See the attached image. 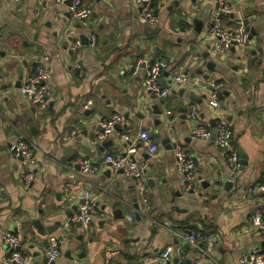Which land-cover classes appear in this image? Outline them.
<instances>
[{"label":"crops","instance_id":"crops-1","mask_svg":"<svg viewBox=\"0 0 264 264\" xmlns=\"http://www.w3.org/2000/svg\"><path fill=\"white\" fill-rule=\"evenodd\" d=\"M226 1L233 13L223 16L222 26L232 30L242 17L248 42L216 54L207 36L216 0H152L156 27L139 23L137 0H83L92 9L83 20L55 0H0V264H10L4 234L18 239L31 264L44 263L48 239L59 234L66 240L53 264H239L255 250L264 256V232L251 223L254 209L264 207V0ZM45 56L49 95L38 108L16 84ZM156 61L168 67L161 74L165 84L180 68L188 80L171 85L165 99L144 90L146 69ZM215 83L223 84L217 109L209 106ZM189 106L197 109L195 122L187 118ZM114 114L126 124L100 142L99 122ZM219 120L229 126L239 157L235 175L213 140L190 137L198 125L214 130ZM142 131L150 132L154 154L138 138ZM21 138L32 149L28 164L8 151ZM176 146L193 162L186 193ZM129 148L135 153L128 155ZM106 156H127L146 170L150 165L144 189L106 164ZM79 160L98 173L84 175ZM27 174L34 176L29 188ZM256 186L263 188L255 193ZM85 192L95 213L85 225L71 224ZM186 232L214 238L206 260L184 241Z\"/></svg>","mask_w":264,"mask_h":264},{"label":"built area","instance_id":"built-area-1","mask_svg":"<svg viewBox=\"0 0 264 264\" xmlns=\"http://www.w3.org/2000/svg\"><path fill=\"white\" fill-rule=\"evenodd\" d=\"M16 3L22 0H14ZM58 4L69 2L70 14L76 20L88 19L92 14V9L86 7L83 4V0H55ZM139 6L138 21L141 25L147 27H156L159 23L154 10L152 8V0H137ZM216 11L211 18L210 26L207 36L213 41V51L216 54H221L227 51L232 46L244 47L248 42V33L246 31L245 21L242 17H239L235 21V26L232 30H227L222 26L223 16L232 14L231 7L227 4L226 0H216ZM95 40L91 39V46H93ZM78 44L72 46V52L75 53ZM48 56L43 57L39 66L33 70V73L22 82L20 86V94L24 101L31 106H37L38 108H44L47 103V97L49 93V77L50 72L48 69V63H50ZM138 70V64L134 68V72ZM163 71H168V67L163 61H156L152 63L145 72L144 77V90L148 92L155 99H165L171 94V85L183 86L188 83L187 77L182 73V69H179V73L173 74L170 77V83L165 84L162 81L161 74ZM223 84L215 83L211 84V100L209 106L217 109L219 107V101L216 99V93L221 91ZM197 109L194 106H189L187 118L191 122H195L198 119ZM126 121L120 114H114L107 120L99 122V126L102 129L99 141H104L109 135L112 134L116 125H125ZM214 135L215 146L221 150L225 156L232 175H235L239 168V157L237 151L234 149L231 142V132L229 126L224 120H219L214 130H210L206 127L198 125L193 129L190 137L192 140L204 139L212 140ZM140 141L146 146L149 154H154L157 151V147L154 145L150 138V132L142 131L138 134ZM126 140L127 138L124 137ZM8 151L15 157H21L23 164H28L32 160V149L24 139H18L15 142L9 144ZM128 155L135 153L133 148H129ZM175 156V168L181 179V187L183 192L189 191V180L193 174V162L191 156H189L182 148L176 146L174 149ZM104 162L110 164L115 170H121L126 177H132L137 181V186L141 192L147 181L146 166L143 164H137L129 159L127 156H106ZM77 164L80 166V170L84 175H95L98 173V167L92 165L86 161L79 160ZM34 176L27 174L24 177V186L29 188ZM263 186H256L253 188V192H259ZM96 204L94 198L90 193L85 192L83 194V202L76 207L75 214L71 219V224L85 225L89 222L90 216L95 213ZM251 223L254 228L264 232V207L258 206L254 209L251 216ZM66 228L69 224L65 225ZM184 241L199 255L201 261L208 258V251L211 249L214 238L205 239L200 233L186 232L183 235ZM66 237L64 234L53 235L48 239V245L44 252V263L53 264L57 262L62 256V246ZM2 243L6 247L9 253L8 262L10 264H31L33 257L31 254H22L19 250L18 239L11 234H4L2 236ZM172 253V248L166 247L162 259L168 260ZM196 262L194 264H200ZM209 264H216L210 259ZM239 264H264V256L258 251H253L249 255L241 256Z\"/></svg>","mask_w":264,"mask_h":264},{"label":"water","instance_id":"water-1","mask_svg":"<svg viewBox=\"0 0 264 264\" xmlns=\"http://www.w3.org/2000/svg\"><path fill=\"white\" fill-rule=\"evenodd\" d=\"M63 4H65V5H67V6H69V2L68 1H66V2H64ZM155 31H157V30H154V32ZM81 40L85 43L86 41H87V39L85 38V37H81ZM210 67H212V64L210 65ZM21 79H22V77L20 76L19 77V80H18V82H17V84H16V86L17 87H20V83H21ZM211 89V88H210ZM115 130H117L118 128L117 127H115L114 128ZM102 130V129H101ZM212 140H214V135H213V137H212ZM165 143H167V140H166V142ZM103 145V147H106L107 145H108V143L106 142V143H103L102 144ZM18 159L19 160H22V158L21 157H18ZM245 156H241V158H240V169H242V167H244L245 165H246V162H245ZM110 165V164H109ZM111 166V165H110ZM151 168V166L149 165L148 167H147V170H146V176L147 177H151V173L149 172V169ZM233 177V176H232ZM134 179V178H133ZM135 180V179H134ZM148 184L150 185V186H152V182L149 180V182H148ZM226 186H228V187H231V184H226ZM190 194L191 193H193L192 192V190H191V192H189ZM133 207L136 209V211L139 213V206L137 205V200H136V198H135V196L133 197ZM129 208H124V210H128ZM137 212H135L134 213V220H135V222H140L141 220H142V218L140 217V215L137 213ZM115 214H116V216L117 215H119L120 214V212L119 211H116L115 212ZM34 256H36V255H34Z\"/></svg>","mask_w":264,"mask_h":264},{"label":"trees","instance_id":"trees-1","mask_svg":"<svg viewBox=\"0 0 264 264\" xmlns=\"http://www.w3.org/2000/svg\"><path fill=\"white\" fill-rule=\"evenodd\" d=\"M154 63V62H153Z\"/></svg>","mask_w":264,"mask_h":264}]
</instances>
